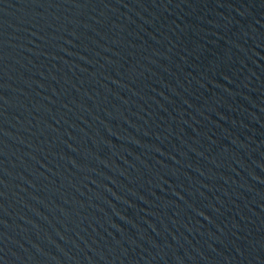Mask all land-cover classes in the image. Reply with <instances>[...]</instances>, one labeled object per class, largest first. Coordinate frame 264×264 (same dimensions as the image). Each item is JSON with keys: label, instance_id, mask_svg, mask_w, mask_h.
Here are the masks:
<instances>
[{"label": "water", "instance_id": "water-1", "mask_svg": "<svg viewBox=\"0 0 264 264\" xmlns=\"http://www.w3.org/2000/svg\"><path fill=\"white\" fill-rule=\"evenodd\" d=\"M0 264H264V0H0Z\"/></svg>", "mask_w": 264, "mask_h": 264}]
</instances>
